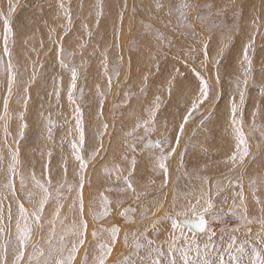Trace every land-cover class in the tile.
Instances as JSON below:
<instances>
[{
  "label": "bare ground",
  "instance_id": "obj_1",
  "mask_svg": "<svg viewBox=\"0 0 264 264\" xmlns=\"http://www.w3.org/2000/svg\"><path fill=\"white\" fill-rule=\"evenodd\" d=\"M64 1L65 2L68 1V3L71 2V0H64ZM107 1L113 4L114 6L113 13H115V17L109 22H100V23L97 22L98 23L97 26L101 27L102 30L100 31L95 30V35L93 36L91 34L88 37V39L90 40L88 41L87 39L85 41V44L87 47L88 45L101 44L103 45L104 50H106L107 48V51L109 50L115 53L114 58H112L111 60V65H109L108 63V68L111 70V74L115 75V67L117 65L119 67V76L115 75L116 78L113 81L114 83L112 84L111 87L106 86L107 89L106 88L104 89L102 87V92L105 95L104 98L98 101V103L100 104H102V102L105 101L103 108L101 109L103 111L104 118H102L101 120L106 119V121L104 122L105 124H107V129H108V133L106 134L107 140L104 139L103 145H101L102 148L101 150H99L100 155L96 159L98 160L102 157L103 158L105 157V160H107L106 164L108 165L107 166L108 171H105L106 174H104L106 176L105 179L106 181L103 180L101 182L102 186H100V183L98 185L99 187H101L100 191L104 189V193H102L103 196H106L110 201L108 205L110 214L99 215L97 218L93 217L94 212L99 214L101 213L100 210L103 209L102 198H100L99 203L92 202L91 195L89 193V187L88 186L86 187V185H84L83 218L88 223L87 238L84 244V246L86 247L85 249L82 248L79 250L78 254L80 261L76 260L75 264H79V263L84 264V257H85L84 254H87L88 264H94V257H96L99 254V244L102 242H111L110 229L113 226L119 227V239L113 243V250L111 252V255L108 257L106 264H120L121 262L122 264L123 263L149 264L147 248L144 247V248L136 249L135 243L138 241L141 244H146L148 239H153L156 240L157 242L164 241L167 238L168 232L170 231V221L165 218L164 215L165 212H170V211L176 212V211H181L184 208H187L189 206V200H191L192 203H195V198L199 197L203 192H207L209 189L211 190V194H212L211 198L215 205L213 211L216 214L217 218L213 220L211 219V214H208V218L210 219V230L204 233H196L197 243H199L201 247L203 246V244L209 243L210 232L211 230H214L215 236L212 237L211 242L212 243L217 242L216 244L217 246L215 245L216 247L214 249H209V259L212 260L213 264H219L218 256L220 253H223L225 260L228 261V264H236V261H232L228 259V255L225 252L227 244L229 243L230 235H234L237 240V245H239L240 243H244L245 241L248 242L245 244V254L241 256L240 264H250V256L252 254L253 246L264 252V234H262L264 233V225H261L258 222L259 220L264 219V0H230L226 4H222L224 0L217 1L216 3L219 6L217 10L214 12L215 15H217V17L215 18L216 23L214 25L215 28L216 25L219 26L214 31L215 32L214 34L215 35L219 34L218 29L224 30L227 27L226 25L227 21L228 22L231 21V23L238 22L240 26H235L236 25L235 23V25L232 26V28H236V29H233L232 33H230L231 32L230 31L229 34L228 35L226 34V37H224L225 35H222L223 31H221L220 33L221 35L216 39V36L213 37L211 36L212 35L211 31L213 30L209 31V28L212 27L207 28V26H203L201 22H199L200 25H197L198 27L195 26L194 28L201 30L200 32L202 33L200 35L202 36V39L206 40V42H204L203 40V42L201 43L200 40L194 41L195 40L194 39L193 50L191 49H190L191 51L185 50L184 55L182 53L185 48L184 45L181 44L182 47L184 46L182 51L181 49H177V47L176 49L163 48L162 46H160L162 49L154 48L153 44L151 43L152 41H154V36L151 34L144 35L140 33L145 27H143L142 23H140V19L138 16L139 13L137 14L133 9L139 10L140 7L143 5L142 6L143 9L140 10L141 14L145 18L149 19L150 14L148 15L147 13L150 12L149 7L154 6L153 4L155 2L157 3L158 0L157 1L154 0L155 1L154 3L153 2L151 3L150 0H135L134 4L131 3L132 0H126V1L107 0ZM172 1L165 0V4H166L165 6H168L170 2L175 4V2ZM10 2H12V0H0L1 12H5V7L10 5ZM47 2H48V7L45 8L44 10L46 15L43 16L44 18L42 20H41L40 11L33 12L32 9H30V7L29 8L26 7L28 9L25 12H22L19 19H17V21L23 24L22 25L18 22L20 25H22L21 27L22 29L19 30L20 32L19 35H17L16 32L15 33L13 32L14 36H12L13 38L10 36L11 40L9 41L8 47L10 50H13L14 46L19 45L21 48V51L19 53L22 54L26 53L25 52L26 50L23 48H27V47L29 51L36 52L37 50H41L38 53H34L35 57L34 54H31L30 52L29 54L31 58L26 56V59H29L28 63L24 59L21 62L22 66L19 69L24 70L26 72L27 78H26V82L20 85L21 87H20L19 95L22 94L23 96L30 92L34 94V98L33 96H29L31 97L30 98L31 103L35 102V100H37V103L39 102L43 103L44 98L40 95L45 93L50 99V103L47 104V107L48 108L50 107L49 109L52 110L51 111L47 110L44 112L43 111L44 109H42L41 113H43V115H41V113L39 112L40 115H38V121L42 116V118H44V120L47 121V123H49L51 126H55V127L59 126L61 128H65L68 123L67 122L63 123L65 122V120L64 118L60 117L63 111H61L60 113L58 105L60 104L62 105L64 101L69 100L68 92L71 87V74L68 73L69 71L66 72V68L68 67L66 68L61 67V65L58 64H60L59 61L61 58L64 59L66 65L69 66L71 64L70 61L72 60V58L76 57L74 51L75 45H73V42H70L72 37L67 39L66 37L67 32L66 34H64V32L67 31L66 29L47 28V26L51 27L54 26L55 24L62 26L64 22L66 23L68 22V19L65 18L66 16L65 17L60 16V19H55L54 15L55 17L59 16L65 10L58 7L55 8L56 2H54V0H47ZM162 2L164 1L162 0ZM51 5H53V8H51ZM124 7L125 8L128 7L126 8L127 12L124 11ZM155 8H156L155 10H157L156 14L158 17L155 18L156 21L155 19L154 21L151 19V22L152 23L154 22V25L156 24L163 26V24L166 23L164 21H167L165 19L163 20V17H167V15L165 14L167 9L165 11L163 10V8L157 9L158 8L157 5L155 6ZM210 8L212 7L210 6ZM204 9L208 10L206 8ZM210 10L211 9H209L208 11ZM132 12H135L137 14L136 16V14L134 13L136 18L135 16L134 17L132 16L133 15ZM194 18L195 17H193L192 15L188 23L192 22L194 24L195 23ZM202 19L204 20L206 19L207 21L206 16L204 18H202L201 16L199 21H201ZM0 23H1L0 25L3 24V18H0ZM229 24L230 23H228V25ZM16 25L17 24L15 23L14 27ZM119 26L122 28H120ZM131 26L135 27L136 32L133 33L132 36H130L132 38H128L129 37L128 30H131L130 28ZM36 27H38L39 29L36 30L35 29ZM81 27L82 26L77 27V29H79L80 31ZM122 30H126L125 37L122 34ZM0 31H3V29L0 28ZM70 31L71 30H69L68 32ZM247 33H250L249 37H246L248 36ZM158 34L160 35V33ZM180 36H182V34ZM253 36L255 37L254 44L253 47L249 50V56L251 58L252 68L250 75L247 77L248 83L245 89V102L244 105L242 106L243 119H244L243 131L247 138L249 154L243 159L242 163L239 160L233 163L230 160V157L236 151L237 141L235 139V134L233 133L232 127L230 125V98L232 96H236L237 101L239 100V93L235 87V82L237 79H243L242 76L243 70L241 68V60L243 55L242 46L244 49L247 46L249 40L252 39ZM19 37L20 39L18 40ZM208 38H211V40L214 41H208ZM127 39L128 40L131 39L134 41L133 43L138 44V45L135 44L134 46L138 48H135V55L133 56L134 53L132 54L133 58L132 57L130 58L128 56L130 55V53L128 52L129 46L127 47L126 45ZM190 39L187 38L185 39L187 45L193 43L192 40ZM162 42L164 43L165 40H163ZM174 42H176L175 39ZM177 42H178L177 44L179 45L180 43L178 40ZM183 42L184 40H182V43ZM209 42L212 43L210 44L211 48H208ZM67 44H68L67 47L68 51L63 56H61L59 47L61 45L64 47ZM158 45H161L160 42ZM204 45H207L208 55H209V60L207 62L206 68L203 67L201 64L203 60L202 47ZM214 46H216V48ZM168 47L171 48L170 46ZM197 47L199 48L197 49ZM239 47L241 48V51H239ZM3 48L4 45L3 46L0 45V54L1 55L4 54V56L2 57L3 58L2 64H4L5 62L4 60H6L5 65L7 66V59L10 57L4 53ZM64 49H66V47H64ZM84 49L85 51H83ZM76 52L79 55L77 57L80 58L82 57V61L86 60V58L90 59L93 56L97 57L98 60L96 61L91 60L90 61L91 63H89V65L86 63L84 65L85 69H88L87 71L89 75H94V74L96 75L98 71L104 70L103 68L104 62H101L99 60V57L100 56L103 57L105 52L99 51L98 52L99 55H98L96 53H93L92 51L88 52L85 46L82 47L80 45H77ZM218 52L221 53V56H220V63L217 66L214 63V57H216V54ZM68 53H71L72 55L68 56ZM150 53H154V58L158 63H156L155 61L156 64L154 63L147 65L148 64L147 62L149 61ZM12 54H14V50L12 51ZM120 57H123V59L122 60L119 59ZM170 58H171V63H167V61H169L168 59ZM141 61L143 64H141ZM92 63L95 65L97 64L96 65L98 66L97 71ZM171 64L172 66L174 65V67L175 66L178 67V69L175 70L174 73H169L167 71L173 68V67L169 68L170 67L169 65ZM140 68L142 69L152 68L151 70H153V73H155L153 74L154 75L153 77H156V74L159 75L161 71H166L165 75L168 76V80L160 79V82L161 80L165 82L163 84L164 86H162L160 89L158 87L159 85L157 86L158 87L157 89L161 91L157 95V97H159L160 99H159V109L156 112L155 116L157 117L158 114L161 115L163 113L164 117H166L165 113H167L168 111L169 116H171V118L174 121H176L177 127L176 125L170 126L172 129H169L170 127L169 128L165 127L163 128V130L165 131L162 132L159 126V120H156L157 124L154 130L152 131L153 133L151 135L148 134L149 136L146 135V137L143 136V140H140V142L136 140L133 143L132 139L135 136L132 137L127 135L128 133L127 129L130 128L128 120L134 118L135 115L139 113H140L139 115H141L142 117L145 116L146 118L147 117L146 115L149 116V108H153L155 106L152 102L149 104L146 102L147 109L145 110L146 112H143V108L145 106L143 107V105L140 102L139 103L142 106L137 104L138 100L144 96L143 94L142 95L140 94L138 96V93H142L138 91L140 89L138 87L139 82L144 83V81L146 80V77L144 78L141 75H139V74H142L143 76L146 75L144 73H140L141 71L139 72ZM217 68L219 70L218 82L216 79ZM180 69H182L184 72H182V70ZM18 72L20 73V71ZM196 72H199L200 75L208 79L210 83V95H209V99L206 100L203 104H201L200 108L193 113L189 121L187 123H184V117L187 115L188 110L190 109L191 104L193 102V99L195 98L196 95H198L199 81H198V77L195 75ZM81 73H84V71L83 72L79 71L80 78L77 79L83 80V77L80 76ZM254 73H256L255 80H253ZM9 74L11 76L10 72ZM95 75L94 77H96ZM98 75L104 77L103 76L104 74L102 72H100ZM150 75L149 73H147V77ZM91 78H93V76ZM160 78H163L161 74H160ZM21 79L23 80V78ZM155 79L156 80L158 79V83H159L158 76ZM254 81H256L257 87L252 86L254 88L250 89L251 83ZM82 83L79 82L78 84L80 85ZM99 83L100 85L101 83L104 84L103 80H101ZM126 83H128L129 86L126 85ZM103 86H105V84ZM129 87H131L130 89L133 90L134 93L133 94L131 93V96L129 95L124 96L125 91ZM78 88L73 92L74 99H76L75 93L81 91V88L79 89ZM169 88L171 89L170 92H169ZM25 89H27V92L25 91ZM95 89H98V87ZM155 92L156 90L152 94L150 93L151 96H154ZM57 93H59V95H57ZM98 94H99L98 92L93 93V96L95 98L94 101L98 100L96 99ZM4 96L6 98L5 94L1 96L0 113L3 111L2 99H4ZM36 96H40V97H36ZM78 97H81L80 93ZM12 98L15 99L14 97ZM17 98L18 97H16V100ZM91 98L92 97L90 96V99ZM16 100H12L11 102L13 101L15 102ZM119 100L120 101L123 100V103H126L127 105L129 104L128 106L123 105V107L120 108L122 109L123 112L120 113L121 117L127 118L125 129L123 128L126 131L123 134L121 133L123 132L121 131L122 130L121 129L120 130L121 132L119 131L120 134L117 133L116 137H114L115 135L114 134L112 135L114 139H109L110 131L112 130L114 131V128L117 127L118 123L121 124L119 121H117V119H116V123H114L115 120L112 118L111 114H110L111 117H109L108 115L109 111L112 110L110 108L111 107L113 108L112 105L116 104ZM55 101H58L60 104ZM184 103H185V110L183 109V111H181L179 109H176V107L179 108L182 107ZM19 105L21 108H25L23 107L25 106L24 102H22V104L16 103L15 109L19 108ZM27 105H28V101L26 103V106ZM54 107L56 108V111H54L53 109ZM95 108L97 107H94V112L95 111L98 112V109L95 110ZM256 110L258 111L259 114L255 116L256 129L253 130L251 127L253 123L252 118H253V113L257 112ZM33 111L34 110H32V112ZM97 112H95V114ZM112 113L114 114V112ZM11 115H13V112H11ZM116 115L117 113L115 114V116ZM199 115H205V116H203L202 119L196 118ZM195 119H197V121L195 122L196 124L193 123ZM38 121H35V119H33V121H30L33 128L35 127V124H37ZM181 124L184 125L182 135H180ZM69 129L70 126L67 127L66 131H68ZM164 132L167 134L171 133L172 135L170 140L169 138H167L169 140L168 142L170 143L165 145V151L169 150V145L171 147H176L175 142L177 136H179V147H176L175 154H173L167 161L166 176L164 175L163 171L157 167V158L160 155V150L156 148L154 143L157 140H161L162 138H165L164 136L166 134L162 135V133ZM73 133H77L75 126L73 127ZM53 134L55 135H47L45 139L48 138L47 140H49V142H51L54 145L51 147H55L56 152L50 153L51 156L49 157V159L50 161H53L51 163L57 164L59 161H64L63 159L71 155L68 153H70L72 150H69L70 142H68L69 140L68 137H70V135L67 136V134L64 131L60 132V130L59 131L55 130ZM159 136H161V138ZM95 137H97L96 133L89 130L88 128L87 129L88 145L93 144V142L92 143L90 142ZM9 138L11 140V137ZM40 141L42 140L40 139ZM146 141L153 142L154 146L145 147L144 145ZM129 145H134V150L130 148ZM57 149H60V152ZM91 149L92 148H90V150ZM53 153L54 154L56 153V157ZM114 154H116L117 156H115ZM73 155L75 156V154ZM69 157L71 158L72 156ZM112 157L115 158V161L118 160L119 158L120 159L119 161L115 162L114 160H112ZM105 160L102 162L99 161L100 163L98 162L97 164L105 166ZM133 160L135 161L134 168L132 164ZM75 161L76 159L74 160V163L77 162ZM23 163L25 170H27L31 166V164L29 163L28 164L25 162ZM71 163L73 164V162ZM93 166L94 164L89 166L90 169L88 170L87 175L85 176V183L87 182V179L89 177V172H92V176H91L92 184L96 180L100 179L98 171H94L93 173ZM123 166L126 169L122 173ZM66 167L67 166H63V163L61 164V166L58 165V168L60 170ZM37 170H39V168H37ZM28 171L29 172L27 173L32 172L33 167H30ZM129 172L132 173L130 179L133 182V188L135 189V191H133L132 189H127L126 191H120L121 188H126V185L124 184L122 178L124 176H128ZM149 174L152 175V180L150 182L141 181L142 185L134 182L136 181V179L138 180L139 178L145 179V176L146 175L149 176ZM42 176L43 174L41 175V180H42ZM118 177L120 178L118 179ZM148 179L150 178L148 177ZM253 180L257 182L255 187L252 184ZM60 181L63 182L59 178L51 179V185L53 186V188L51 189L49 187V190L52 193L53 198L50 199L47 205H45V211L43 213V219L41 221V224H43L44 227L43 230H41V228L33 225L32 238L40 237L42 236V234L45 235L46 232H49V228L51 227V225L48 223V221L54 219L53 213L57 206V203L63 204L64 209H62L61 214H63V212H66L71 215L72 213L71 211H68V208H72L74 207V205H76V207L78 208L77 197L68 195L69 193H71L69 191V187L63 190L60 189L62 195L59 198V200L57 199V197H55L57 185ZM68 182L70 183L73 182V179L70 178ZM149 184L150 186H147ZM241 184L243 186L242 188L240 186ZM150 187H152L151 190H147L146 193L143 192V189H147ZM23 189L25 188H23L22 184L18 183L17 181L12 203L15 205L19 203H23L24 207L29 211V213H31L34 210L32 205L38 204V202H36L34 198L40 200L43 193L42 190H40L39 193L37 194V197H35L33 194L31 199H29V197L24 195L25 193L20 192ZM218 190L220 194L216 195V192ZM239 191H243L244 193L247 215L249 219L253 221L251 224L248 225H245L244 222L239 219L238 214L234 215L231 212V208L233 207L234 200L236 206L240 205L239 198L234 196V194ZM15 193L17 195L16 197H15ZM93 195L98 196L97 193H93ZM257 199H259L260 201L259 203H257ZM31 200H32V205L30 203ZM174 200L176 202V207L175 209H172L171 206ZM7 203L9 204V202ZM203 204L204 201L201 200V205ZM1 205H5V202L4 203L1 202ZM161 205H163V207H160ZM75 214H78V217L80 218L78 209L77 212H75ZM188 215L191 216V213H189ZM8 217L6 216L5 219L6 222L4 221V225H5L4 227L9 229L10 231L14 227H12ZM71 218L75 221H78L77 219H74L73 217H69L68 215H66V219L63 218L60 220V223H62L61 225H59V220L56 221L57 239L61 234L60 232L62 229L70 228L67 224L71 226V223H69L72 222ZM29 222L32 223L31 220ZM232 229H238V231L232 232L231 231ZM248 229H251V231L249 232ZM94 231L99 233V236L96 239H94L92 236V232ZM187 231L188 230L185 229V232ZM188 234L189 236H191V233ZM125 238H127V240ZM70 240H74V237L69 238L68 240L66 239L67 242ZM132 250L134 251V253L128 256L129 252H131ZM11 256H13V254H11ZM125 257H127V259L125 261H122ZM161 264H167L166 252H165V256L161 258Z\"/></svg>",
  "mask_w": 264,
  "mask_h": 264
},
{
  "label": "rangeland",
  "instance_id": "obj_2",
  "mask_svg": "<svg viewBox=\"0 0 264 264\" xmlns=\"http://www.w3.org/2000/svg\"><path fill=\"white\" fill-rule=\"evenodd\" d=\"M25 1H26V3H25ZM29 0H12V2H10V5H8L7 7H8V9H7V7H5V12H1V10H0V18H4V16H6V15H8V13H9V10H10V8L9 7H11V8H14V11H12L11 12V15H10V17H9V19H10V23H12V25H11V27H12V29H13V32L15 33L16 32V34L17 35H19V30H21L22 28V23H20L19 21H17V19H19V17H20V15H21V13L22 12H25L29 7H30V9H32V11L33 12H36V11H40V15H41V20L44 18L43 16H45L46 15V13H45V8H47L48 7V2H47V0H30L29 2H28ZM126 1V0H125ZM151 1V3L153 2H155L154 0L152 1V0H150ZM157 1V0H156ZM164 2H162V0H158L157 1V3L155 4H153L154 6H150L149 8V11L150 12H147L148 13V15L150 16L149 17V19L148 18H145L142 14H141V11L140 10H142L143 9V5L140 7V9L139 10H135V9H133L137 14H138V16H139V19H140V23H142V26L143 27H145V28H143V30L140 32V33H142V34H144V35H149V34H151V35H153L154 36V41H152L151 43L153 44V46H154V48H161L160 46H162L163 48H168V49H176V47H177V49H181V51L183 50V48H184V46H185V48H184V50H183V55L185 54V50L186 51H189L190 49L191 50H193V48H194V41H197V40H200V42L202 43L203 42V40H204V42H206V40L205 39H202V36L200 35L202 32H200L201 30H199V29H197V28H194L195 26H197V25H200V23L199 22H201V24L203 25V26H207V28H209V27H212V28H209V31H211V30H213V31H211V33H212V37L213 36H216V39L221 35L220 33H221V31H223V34L222 35H225L224 37H226V34L228 35L229 34V32L230 33H232L233 32V29H236V28H232V26H234L235 25V23H236V25L235 26H240L239 25V23L238 22H232L231 23V21H227L226 22V25H227V27L224 29V30H220V29H218V32H219V34L218 35H215L214 33V31L217 29V27L219 26V25H216V28H215V23H216V21H215V18L217 17V15H215V11L217 10V8H218V4L216 3L217 1H219V0H187V3L190 5V7L188 8V9H183L182 8V6H181V0H171L172 2H175V4H173V3H169L168 4V6H165L166 4H165V0H163ZM167 1H169V0H167ZM178 1V2H177ZM197 1V2H196ZM208 1V2H207ZM230 0H224L223 1V3L222 4H226V3H228ZM46 2V3H45ZM54 2H56V4H55V8L56 7H58V8H60V4L61 3H63L64 4V10L65 9H68V10H70V13H71V23H69V22H64V24L62 25V26H59V25H57V24H55L54 26H47V28H49V29H52V28H64V29H66L67 31H65L64 32V34H66V32H67V34H66V37H67V39H69V38H71L72 37V39L70 40V42H73V45H75V47H74V51H75V56L76 57H73L72 58V60L70 61V67L68 66V68H66V72H68V73H70L71 74V71H70V69L71 68H73V67H75L76 68V70H77V78H80L79 77V71L81 72H83L84 71V73H81L80 74V76L81 77H83V80H80V79H77L78 80V82H77V88L79 87V88H81V91L80 92H76L75 94H76V99H74L73 98V100L72 101H70V100H67V101H64L63 103H62V105H64V106H62L58 101H55V102H57V103H59L60 105H58V108H59V111H60V113H61V111H63V113L60 115V117L61 118H64V120H65V122H63V123H68V124H70V125H68L67 124V126L65 127V128H61V127H55V126H51L49 123H47V121H45L44 120V118H42V116H41V118L39 119V121H38V115H40L39 114V112L41 113L42 112V109H44L43 111L45 112V111H51L48 107H47V104L48 103H50V99L48 98V96L45 94V93H43L42 95H40V96H42L43 98H44V102L43 103H37V100H35V102H30V98L31 97H29V96H33V98H34V94H32V93H28V94H25V95H23L22 96V94L21 95H19V92H20V85H22L24 82H26V78H27V74H26V72L24 71V70H20L19 68L22 66V61H23V59L28 63L29 62V59H26V56H28L29 58H31V56H30V52H31V54H34V53H38L39 51H41V50H37L36 52H34V51H29V49H28V47L27 48H23V49H25L26 51V53L25 54H22V53H19L20 51H21V48H20V46L19 45H17V46H14L13 47V50H14V54H12L11 55V59L10 58H8L9 60H11V63L13 64V69L12 70H8V68H7V66L5 65V62H6V60H4L5 62H4V64H2V62H3V58H2V61H0V64H2V65H0V102H1V96H3L4 94L6 95V98H5V96H4V99H2V108H3V111L0 113V117H4V102H5V100L7 99L8 100V113H7V119H0V157H2V159H0V205H1V202H5V205H2V208H3V215L5 216H3L4 218H3V221H2V226L4 227L5 225H4V221L6 222V216L8 217L9 216V208H10V210H11V225H12V227H14V228H12L10 231H9V229H7L6 227H4L5 228V231H6V233H9L12 237H14L15 236V232H16V229H15V223H16V220L19 218V211H18V204L17 205H15V204H13L12 203V199H13V196H14V194H13V191L11 190V189H9V188H7V187H5V185L9 182V180L11 179L13 182H14V190L16 189V182L18 181V183H21L20 182V178H21V175L25 178V184L24 185H22L23 186V188H25V189H23V190H21L20 192L21 193H25L24 195L25 196H27L28 197V193L29 192H31V193H33L34 194V196L35 197H37V194L39 193V191H40V189H38L36 186H35V184H34V181L32 180V174L34 173L35 175H36V177H37V179H41V175L43 174V176H42V180H46L47 179V177L50 175V177H51V179H55V178H59V179H61L63 182L64 181H66L67 183L65 184V187L64 188H61V190H63V189H66V188H68V185H72L73 187H72V189L71 190H69L71 193H69L68 195H72L73 197H77V190H78V185H79V174H80V168H79V161H75L76 163H74V160H75V156L73 155L74 154V151H73V149H72V143L75 141V142H78L79 141V129H78V127H77V118L79 117V121H80V124L82 125V128H83V131H84V134H85V143H84V145L82 146V150H81V152H82V155L85 157V159L88 161V166H87V168H86V170H84V175L86 176L87 175V172H88V170L90 169L89 168V166L90 165H93L94 164V166H93V173H94V171H98V173H99V176H100V179H98V180H96L93 184L91 183V176H92V172H89V177H88V179H87V182L84 184V185H86V187L88 186L89 187V193H90V195H91V201L92 202H96V203H99V201H100V194H102V193H104V189H102L101 191H100V188L101 187H99V183H100V186H102V181L104 180V181H106L105 179H106V176L104 175V174H106V172H105V169H107V160H105V157L103 158H100V159H98V160H96L98 157H99V153H100V151L99 150H101V145H103V141H104V139H106L107 140V136H106V134L108 133V129L106 128V130H105V128H104V125H105V122L104 121H106V119H103V120H101L102 118H104L103 117V111L101 110L102 108H103V105H104V103H105V101H103L102 102V104H100V103H98V101H100V99H102V97H101V93H103L102 92V87L105 89H107V87L106 86H109V80H108V77L109 76H111V78L113 79H111V85H110V87L112 86V84L114 83L113 81L115 80V78H116V76L114 75V74H111V70L108 68V73H107V75L105 74V71L104 70H101V71H98L97 72V74L95 75L96 77H97V80H96V77H94V75H89L88 74V69H85V67H84V65H85V63L86 64H88L89 65V63H91L90 61L91 60H94V61H96V60H98L97 59V57H92V58H90V59H88V58H86V60H83L82 61V57L80 58V57H77V56H79L78 55V53L76 52V47H77V45H80V46H82V47H86V49L88 50V52H93V53H96V54H98V52L100 51V52H105V54H104V56L102 57V56H100L99 57V60L101 61V62H104V60H105V56L107 57V63H109V65H111V60H112V58H114V56H115V53H113V51H107V48H106V50H104L103 49V45H101V44H93V45H88V47L86 46V44H85V41L88 39V37L90 36L89 35V33H91L93 36L95 35V30H102V28L101 27H99V26H97L98 25V23L97 22H109L110 20H112L114 17H115V13H113L114 11V6H113V4L111 3V2H109V1H107V0H71V2H69L68 3V1L67 2H65L64 0H54ZM131 2V1H130ZM134 2H135V0H132V4H134ZM196 2V3H195ZM17 3V4H16ZM22 3H25V4H22ZM207 3H209V4H207ZM211 3V4H210ZM216 3V4H215ZM21 6H20V5ZM157 4H162L163 5V10L165 11L166 9H167V11L165 12V14L167 15V17H163V20L165 19V20H167V21H164V22H166V23H164L163 24V26H161V25H154V22L152 23L151 22V19L154 21V19L155 18H157L158 16H157V14H156V11L157 10H155L156 8H155V6L157 5ZM173 4V5H172ZM215 4V5H214ZM204 7V8H206V9H211L210 11H208V10H205L202 6ZM207 5H208V7H207ZM102 6V7H101ZM194 6H195V8H194ZM197 6V7H196ZM210 6L212 7V8H210ZM223 6V5H222ZM22 9H24V10H22ZM24 7V8H23ZM26 7H28V8H26ZM152 7V8H151ZM167 7V8H166ZM0 8H1V4H0ZM17 8V9H16ZM51 8H53V5H51ZM126 8H128V7H126ZM126 8L124 7V11H126L127 12V10H126ZM135 8V7H134ZM62 9V8H61ZM157 9H159V8H157ZM179 9V10H178ZM191 9V10H190ZM203 9V10H202ZM50 10V9H49ZM187 10V11H186ZM206 12H205V11ZM214 10V11H213ZM17 11V12H16ZM140 11V12H139ZM181 11H183V12H186V17L185 16H182L181 15ZM194 11V12H193ZM213 11V12H212ZM7 12V13H6ZM135 12H132V16L134 17L135 16ZM168 12V13H167ZM191 12V13H190ZM209 12V13H208ZM20 13V14H19ZM65 11L64 12H62V14L61 15H59V16H56L55 17V15H54V18L55 19H60V16H63V17H65ZM98 13H101V14H99L98 15ZM135 13V14H134ZM171 13V14H170ZM190 13V14H189ZM17 14H18V17H17ZM137 14H136V16H137ZM51 15H52V13H51ZM140 15H141V17H140ZM193 15V17H195L194 18V21H195V23L193 24L192 22H190V23H188L189 21H190V18H191V16ZM136 16H135V18H136ZM188 16V17H187ZM201 16H202V18H204L205 16L207 17V21H206V19L204 20V19H202L201 21H199L200 20V18H201ZM144 17V18H143ZM152 17V18H151ZM173 19H172V18ZM199 17V18H198ZM65 18H67L68 19V17H65ZM169 18V19H168ZM14 19V20H13ZM12 20V21H11ZM98 20H101V21H98ZM142 20V21H141ZM174 20V21H173ZM237 20V19H236ZM16 21V22H15ZM155 21H156V19H155ZM205 23H203V22ZM239 21V20H238ZM17 24L16 26H18V27H14V25H15V23ZM20 24H22V25H20ZM172 22V23H171ZM197 22H198V24H197ZM220 22V21H219ZM97 23V24H96ZM171 23V24H170ZM174 23V24H173ZM228 23H230L229 25H228ZM234 23V24H233ZM1 24V23H0ZM104 24V23H103ZM154 26H153V25ZM209 24V25H208ZM221 24V23H220ZM167 25V26H166ZM172 25V26H171ZM192 25V26H191ZM231 25V26H230ZM80 26H82L81 28H80V31H79V29H77V27H80ZM85 26H87V27H85ZM95 26H96V28H95ZM116 26V25H115ZM136 26V25H135ZM155 26H156V28H155ZM169 26V27H168ZM98 27V28H97ZM120 27V26H119ZM133 26H131L130 28H131V30H128V38H132V37H130V36H132V34L133 33H135L136 32V30H135V27H133ZM154 27V28H153ZM160 27V28H159ZM198 27V26H197ZM0 28L1 29H3V31H0V36L2 37H0V45H2L3 46V36H4V27H3V24L2 25H0ZM16 28H17V30H16ZM120 28H122V27H120ZM36 30H38L39 28L38 27H36L35 28ZM167 31H166V30ZM170 29H171V31H170ZM229 29H231V30H229ZM34 30V29H33ZM69 30H71L70 32H68ZM159 30V31H158ZM125 31L126 30H122V34H123V36L125 37ZM134 31V32H133ZM225 31V32H224ZM18 32V33H17ZM80 32V33H79ZM144 32H146V33H144ZM173 32V33H172ZM199 32V33H198ZM247 32V31H246ZM69 33V34H68ZM72 33V34H71ZM84 33V34H83ZM153 33V34H152ZM158 33H160V35L158 34ZM182 34V36H180L181 34ZM210 33V32H209ZM210 33V34H211ZM2 34V35H1ZM117 34V33H116ZM130 34V35H129ZM170 34H171V36H170ZM250 33H247V35L248 36H246V37H249L250 35H249ZM164 35V36H163ZM175 35V36H174ZM12 36H14V35H12ZM11 36V37H12ZM11 37H9V41L11 40ZM21 37V36H20ZM20 37L18 38V40L20 39ZM141 37V36H140ZM161 37H163V39L161 38ZM199 37V38H198ZM210 37V36H209ZM13 38V37H12ZM94 38V37H93ZM120 38H121V36H120ZM157 38V39H156ZM170 38V39H169ZM175 39V41L176 42H174V39ZM190 39V38H193V39H190V40H192V44H190V45H187L186 44V41H185V39ZM195 39V40H194ZM66 40V39H65ZM90 39H88V41H89ZM157 40H158V42H157ZM163 40H165V42L163 43L162 41ZM177 40L179 41V45L177 44L178 42H177ZM182 40H184V42L182 43ZM194 40V41H193ZM130 41V42H129ZM208 41H214V40H211V38H208ZM82 42V43H81ZM134 41L133 40H128L127 39V42H126V45H127V47H128V52L130 53V55H128L130 58L132 57V54H133V56L135 55V48H138V47H134L135 46V44H137V43H133ZM156 44H155V43ZM159 42H160V44L161 45H158L159 44ZM173 42V43H172ZM28 43H30V42H28ZM176 43V44H175ZM150 44V43H149ZM171 44H172V46H171ZM184 45L183 47H182V45ZM210 44H212V43H210L209 42V47L208 48H211V46H210ZM125 45V44H124ZM131 45V46H130ZM138 45V44H137ZM151 45V44H150ZM158 45V46H157ZM176 45V46H175ZM187 45V46H186ZM152 46V45H151ZM168 46H170L171 48H169ZM175 46V47H174ZM181 46V47H180ZM191 46V47H190ZM64 47H66V49H64ZM63 47V49H64V54L68 51V49H67V47H68V44L66 45V46H64ZM173 47V48H172ZM215 48H216V46H214ZM187 48V49H186ZM199 47H197V49H198ZM214 48V49H215ZM59 49H60V47H59ZM162 49V48H161ZM13 50H10L11 51V53H12V51ZM190 50V51H191ZM242 50H244L243 49V46H242ZM83 51H85V49L83 50ZM239 51H241V48L239 47ZM63 54V55H64ZM151 54V55H150ZM149 54V61L146 63L147 65H149V64H154L155 63V61H156V59L154 58V53H150ZM153 54V55H152ZM99 55V54H98ZM164 55V54H163ZM260 55V54H259ZM4 56V54L3 55H1L0 54V57H3ZM144 56V55H143ZM151 56H153V57H151ZM22 57V58H21ZM34 57H35V54H34ZM91 57V56H90ZM133 58V57H132ZM7 59V64H8V62H9V60ZM108 60H109V62H108ZM169 61H167V63H171V58L170 59H168ZM153 62V63H152ZM114 63V62H113ZM112 63V64H113ZM156 63H158L157 61H156ZM155 63V64H156ZM77 64V65H76ZM93 64V63H92ZM141 64H143L142 63V61H141ZM58 65H60V64H58ZM97 65V64H96ZM95 64H93V66L95 67V69H96V71H97V67L98 66H96ZM79 66H81L82 67V69H84V70H82L81 69V67H78ZM115 66V65H114ZM170 67L169 68H171V67H173L172 69H169V70H167L169 73H174V71L175 70H177L178 69V67H174V65L172 66V64L171 65H169ZM16 68V69H15ZM104 68V67H103ZM176 68V69H175ZM260 68H262V67H260ZM68 69V70H67ZM141 69V70H140ZM139 69V72L140 73H144V74H146V75H142V74H139V75H141L142 77H146V82L144 81V83L143 82H139V92H142V93H138V96L141 94H143L144 96L141 98V99H139L138 100V105H140V106H142L143 105V107L145 108H143V112H146L145 110L147 109L146 107H147V104H146V102L149 104V103H153L154 105L156 104V101H155V99L157 98V95H158V93L161 91H159V89L162 87V86H164L163 84L165 83L163 80H161V82H163V83H161L160 82V79H166V80H168V76L167 75H165V73H166V71H161V75H162V77L163 78H160V74L158 75V74H156V77L158 76V78H159V83H158V79L156 80L155 78L156 77H153L154 75L153 74H155V73H153V70H151L152 68H140ZM145 69V70H144ZM100 70V69H99ZM180 70H182V69H180ZM18 71H20V73L18 72ZM151 71V72H150ZM170 71H172V72H170ZM9 72L12 74L13 72L15 73V77H16V79H15V83L13 84V86H12V96L9 98L8 97V87H9V80H10V74H9ZM100 72H102L104 75V77H102V76H100V75H98ZM182 72H184L183 70H182ZM147 73H149V75H150V73H151V75L150 76H148L147 77ZM255 74L256 73H254L253 74V80H255L256 79V77H255ZM23 77H22V76ZM21 76V77H20ZM93 76V78H91ZM151 77V78H150ZM166 77V78H165ZM172 77V76H171ZM170 77V78H171ZM21 78H23V80L21 79ZM68 79V78H67ZM100 79V80H99ZM101 80H103V83L105 84V86H103L104 84H102L101 83V85H100V81ZM105 80V81H104ZM148 80V81H147ZM152 80H153V82H152ZM20 81H21V83H20ZM79 82H83L82 84H78ZM96 82V83H95ZM133 82V81H132ZM125 83V82H124ZM95 84V85H94ZM95 87H94V86ZM100 87H99V86ZM126 85H128L129 86V84L128 83H126ZM145 85V86H144ZM159 85V86H158ZM256 85V86H255ZM262 85V84H261ZM93 86V87H92ZM131 86V85H130ZM159 87V89H157L158 87ZM252 86H254V87H257V83H256V81H254V82H252L251 83V87H250V89L251 88H254V87H252ZM2 87V88H1ZM98 87V89H95V88H97ZM77 88H76V90H77ZM78 88V89H79ZM131 87H129L126 91H125V93H124V96H131V93L133 94L134 93V91L133 90H131L130 89ZM145 88V89H144ZM147 88V89H146ZM150 88V89H149ZM82 89H83V91H82ZM85 89V90H84ZM143 89V90H142ZM144 90H146V91H144ZM148 90V91H147ZM156 90V92H155V94H154V96H151V94L154 92ZM85 91V92H84ZM151 91V92H150ZM82 92V93H81ZM94 92H98L99 94L97 95V98L96 99H98V100H96V101H94V96H93V93ZM79 93L81 94V97H78V95H79ZM105 93H106V91H105ZM151 93V94H150ZM19 95V96H18ZM104 95L105 94H103V98H104ZM25 96V97H24ZM40 96H36V97H40ZM90 96L92 97L91 99H90ZM12 97H14L15 99H13ZM16 97H18L17 98V100H16ZM83 97V98H82ZM106 97H107V95H106ZM186 97V96H185ZM27 98V101H28V105L26 106L25 105V99ZM148 98H149V100H148ZM180 98H181V96H180ZM248 98V97H247ZM16 100L15 102L13 101V102H11L12 100ZM144 100V101H143ZM149 101V102H148ZM22 102H24V105L25 106H23V107H25V108H21L20 107V105H19V108H17V109H15L16 108V103H20V104H22ZM69 102V103H68ZM95 102H97V103H95ZM142 104H140V103ZM145 102V103H144ZM72 103V104H71ZM38 104H39V106H38ZM69 104V105H68ZM97 104H99V105H97ZM82 105V106H81ZM96 105V106H95ZM123 105L125 106H128L126 103H123V100H119L116 104H113L112 106H113V108L111 107L110 109H112V110H110L109 111V117H111L112 116V118L115 120V122L114 123H116V119H117V121H119L121 124H117V127L116 128H114V131L112 130V131H110V137H109V139H114V137H116V134L117 133H119L120 134V132L121 131H123V132H121V133H123L124 134V132L126 131V130H124L125 129V126H126V122H127V118L126 117H124V118H122L121 117V114L120 113H123L122 112V109H120L121 107H123ZM60 106V107H59ZM118 106V107H117ZM65 107V108H64ZM94 107H97V108H95V110H97L98 109V112L97 111H95V112H97L96 114H95V112H94ZM33 108H36V109H33ZM77 108H79L80 109V111L79 112H77L76 111V109ZM117 108V109H116ZM54 109V111H56V108L54 107L53 108ZM150 109V108H149ZM162 109V108H161ZM176 109H179V110H181V111H183V109L185 110V103L183 104V106L182 107H176ZM16 110V111H15ZM32 110H34L33 112H32ZM40 110V111H39ZM65 110V111H64ZM15 111V112H14ZM93 111V112H92ZM107 111V110H106ZM166 111H167V109H166ZM257 111V110H256ZM11 112H13V115H11ZM112 112H114V114L112 113ZM23 114V120H21L20 118H19V116H20V114ZM117 113V115L115 116V114ZM169 113H170V111H169ZM172 113V112H171ZM110 114H111V116H110ZM140 114V113H139ZM139 114H136L135 115V117L134 118H131V119H129L128 121H129V129H127V132L129 133V132H132L133 131V129H135V131H134V133H133V135H131L132 137L133 136H135V137H133V139H132V142L134 143V141H138V142H140V140H143V136L144 137H146V135H151L153 132H147L146 130H145V128H143V127H139V129L136 127L137 126V124L138 123H140L141 121H145V120H148L149 119V116L148 115H146L147 117L145 118V116L144 117H142L141 115H139ZM166 115V117H164V115H163V113L160 115V114H158L157 115V117L155 116V124H154V128L156 127V124H157V122H156V120H159V126H160V130L163 132V131H165V130H163V128H169L170 126H175L177 123H176V121H174L172 118H171V116H169V114H168V111H167V113H165ZM168 114V115H167ZM254 114V113H253ZM25 115H26V117H25ZM41 115H43V113H41ZM10 116H12V117H10ZM36 116V117H35ZM141 116V117H140ZM203 116H205V115H199L198 117H196V118H198V119H202L203 118ZM165 119H164V118ZM169 117V118H168ZM11 118V119H10ZM158 118V119H157ZM33 119H35V121H38L37 122V124H35V127L33 128V126L31 125V123H30V121H33ZM122 119V120H121ZM133 119V120H132ZM165 121H164V120ZM178 119V118H177ZM253 119V118H252ZM74 120V121H73ZM179 120V119H178ZM134 121V122H133ZM167 121V122H166ZM197 121V119H195V121H193V123H195ZM203 121H205V120H203ZM171 122H174V123H171ZM164 123H165V125H164ZM250 123V122H249ZM24 124H26L27 126L26 127H22V125H24ZM47 124V125H46ZM73 124V125H72ZM172 124V125H171ZM196 124V123H195ZM163 125V126H162ZM68 126H70V129L68 130V131H66V129H67V127ZM75 126V129H76V132L77 133H73V127ZM162 126V127H161ZM54 127H55V129H54ZM63 127V126H62ZM176 127H177V125H176ZM5 128L7 129V132H5ZM89 128V130H91V131H93V132H95L96 133V135H97V137H95V138H93V140H91V142L90 143H92L93 142V144H91V145H88V139H87V129ZM124 128V129H123ZM142 128H143V130H142ZM17 129V130H16ZM39 129V130H38ZM53 129H54V131H53ZM122 129V130H121ZM169 129H172L171 127L169 128ZM48 130V131H47ZM55 130L56 131H59L60 130V132L61 131H64L66 134H67V136H69L70 135V137H68L69 138V140H68V142H70L69 143V150H72L70 153H68V154H71V155H69V156H72L71 158L69 157V156H67V158H65V159H63L64 161H59L57 164L55 163V164H53V163H51V162H53V161H50V159H49V153H52V152H56L55 151V147H51V146H54L51 142H49V140H47L48 138H46L45 139V137H47V135H55V134H53L54 132H55ZM121 130V131H120ZM15 131H17V132H15ZM21 131H22V135H21ZM120 131V132H119ZM141 133H140V132ZM7 133V134H6ZM8 133H9V136H8ZM39 133V134H38ZM50 133V134H49ZM137 133V134H136ZM74 134V135H73ZM77 134V135H76ZM115 134V135H114ZM166 134V135H165ZM12 135V136H11ZM73 135V136H72ZM112 135H114V137H112ZM148 135V136H149ZM162 135H165L164 137L167 139V138H169V140H170V138H171V133H162ZM9 137H11V140H10V138ZM160 138H161V136H159ZM163 137V136H162ZM142 138V139H141ZM40 139L42 140V141H40ZM163 139V138H162ZM168 139H167V141H169ZM38 141V142H37ZM9 142H10V144H9ZM38 143H40V144H38ZM170 143V142H169ZM183 143H184V141H183ZM14 146V147H13ZM22 146V147H21ZM19 147V148H18ZM36 147V148H35ZM18 148V149H17ZM22 148V149H21ZM38 148V149H37ZM90 148H92L91 150H90ZM41 149V150H40ZM59 152H60V149H57ZM99 151V152H98ZM13 152H15V153H17V155H18V163H17V166H16V174H15V176L13 177L12 176V174H11V172L9 171V166H10V164L12 163V159H11V157H12V153ZM93 153H95V156H96V158L94 157V159H93ZM54 154V153H53ZM107 154V153H106ZM55 155V157H56V153L54 154ZM115 156H117L116 154H114ZM25 156V157H24ZM30 156V157H29ZM51 156V155H50ZM74 156V157H73ZM9 157H10V159H9ZM120 159V158H119ZM119 159L118 160H116L115 161V158L114 157H112V160H114L115 162H117V161H119ZM21 162H20V161ZM105 160V166L104 165H98L97 163L100 161V162H102V161H104ZM2 161V162H1ZM113 161V162H114ZM23 162H25V163H29V164H31V166L30 167H33V171L32 172H30V173H27V172H29L28 171V169L30 168H28L27 170H25V168H24V163ZM69 162V163H68ZM71 162H73V164L71 163ZM99 162V163H100ZM63 163V166H67L66 168H63L62 170H60L59 168H58V165H60L61 166V164ZM90 163V164H89ZM18 164H19V166H18ZM70 164H72V165H70ZM69 165V166H68ZM5 168V169H4ZM37 168H39V170H37ZM46 168H47V171H46ZM43 171H42V170ZM76 169V170H75ZM125 167L123 166V168H122V173L125 171ZM65 170V171H64ZM155 170H156V168H155ZM69 171V172H68ZM73 172V173H72ZM67 173V174H66ZM69 173V174H68ZM72 174V175H71ZM180 174H182V173H180ZM179 174V175H180ZM64 175V176H63ZM77 175V176H76ZM17 176V177H16ZM19 176V177H18ZM148 177L150 178V179H148ZM70 178H72L73 179V182H68V180L70 179ZM66 179V180H65ZM140 179V180H139ZM138 180L136 179V181H134V182H136L137 184H140V185H142V183H141V181L143 182V181H147V182H150L151 180H152V175H150L149 174V176L148 175H146L145 176V179H142V178H139ZM60 183H62L61 181L58 183V185L60 184ZM151 184V183H150ZM150 184L149 185H147V186H150ZM57 185V186H58ZM4 186V187H3ZM35 186V187H34ZM51 189L53 188V186L51 185V186H49ZM151 188L152 187H150V188H147V189H143V192H145L146 193V191L147 190H151ZM100 191V192H99ZM93 193H97L98 194V196H94L93 195ZM6 196H5V195ZM53 195H54V193H53ZM83 195H84V189H83ZM17 195H16V193H15V197H16ZM55 197H56V195H55ZM53 198V197H52ZM35 200H36V202H38L39 200L38 199H36V198H34ZM17 201V200H16ZM15 201V202H16ZM50 201V200H49ZM7 202H9V204L7 203ZM30 203H31V205H32V200L30 201ZM20 204V203H19ZM12 206H14V207H12ZM37 206V204H33L32 205V207H33V209L35 208ZM15 209H17V210H15ZM62 209H64V208H62ZM62 209H61V212H62ZM77 207L75 206V207H72V208H68V211H71V215L70 214H68V213H66V212H63V214H61V219H63L64 217H66V215H68L69 217H73L74 219H77L78 221H75V220H73L72 218H71V220H72V222H69V223H71V226H72V224H73V222L75 221V222H77V223H79V220H80V218L78 217V214H75V212H77ZM130 209H133V208H130ZM103 210V209H102ZM102 210H100V212L102 213ZM64 213H65V215H64ZM75 216H77V217H75ZM60 219V220H61ZM84 219V218H83ZM60 220H59V225H61L62 223H60ZM30 223V222H29ZM69 227H71L69 224H67ZM66 229H62L61 230V234L65 231ZM49 232H46L45 233V235H43L42 234V236H40V237H33L32 238V242L33 243H35V242H40V244L43 246V247H45L47 244H46V240H47V238H48V234ZM93 233V232H92ZM39 235H40V232H39ZM68 236V237H67ZM66 236V239L68 240L69 238H73L71 235H67ZM74 239H75V237H74ZM70 241H72V240H70ZM3 242V238H0V243H2ZM57 242V240L56 239H54L53 240V244H55ZM67 242V241H66ZM45 243V244H44ZM215 245L217 244V242H215L214 243ZM217 246V245H216ZM85 247L86 246H84L83 245V247H81L80 249H82V248H84L85 249ZM47 248V246L45 247V249ZM31 251H32V248H31V246H29V248L27 249V253H31ZM27 253H26V257H25V259L27 260ZM132 253H134V251L132 250L131 252H129V254H128V256L129 255H131ZM11 254H12V251H11V248H9V252H8V257H7V259H8V261H9V264H12L11 262V260H13V256H11ZM84 256H85V254H84ZM12 258V259H11ZM83 258V257H82ZM127 259V257H125L122 261H125ZM76 260H78V261H80L79 260V254H77V256H76V259H75V261ZM75 261H74V264H75ZM83 261V260H82ZM80 264V263H79ZM120 264H122V262L120 263ZM124 264V263H123Z\"/></svg>",
  "mask_w": 264,
  "mask_h": 264
},
{
  "label": "snow or ice",
  "instance_id": "obj_3",
  "mask_svg": "<svg viewBox=\"0 0 264 264\" xmlns=\"http://www.w3.org/2000/svg\"><path fill=\"white\" fill-rule=\"evenodd\" d=\"M181 6L183 9H188L190 5L187 3V0H181ZM102 7V6H101ZM158 8H162V4H157ZM60 8L64 9V4H60ZM14 8H10L8 15L3 18L4 25V36H3V51L9 57H11L12 53L8 47L9 37L14 35L13 29L10 23V15ZM179 10V9H178ZM65 16L68 17V22L71 23V13L70 10L65 9ZM101 13H98V15ZM181 15L186 17V12L181 11ZM87 27V26H85ZM91 35V33H89ZM162 38V37H161ZM255 37L249 40L247 46L243 50L242 60H241V68H242V76L243 79H237L235 82V87L239 93V100L237 101L236 96H232L230 98V125L232 127L233 133L235 134L236 143V151L230 157V160L235 163L238 160L242 163L243 159L249 154V148L247 143L246 135L243 131L244 119L242 106L245 102V89L247 87V77L251 73L252 62L249 56V50L253 47ZM203 51V60L201 62L202 66L206 68L207 62L209 60L208 48L207 45L202 47ZM61 56L64 54L63 46H60ZM71 53H68V56H71ZM221 53H217L216 57H214V63L218 66L220 63ZM119 59H123L120 57ZM0 61H2V57H0ZM61 67H68L65 64L64 59L61 58L59 61ZM13 64L11 60H9L7 64L8 70L13 69ZM71 71V87L68 92V99L70 101L73 100V92L77 88V70L75 67L70 69ZM104 71L107 75L108 73V63L107 57L105 56L104 60ZM194 71V70H193ZM115 75L119 76V67L118 65L115 67ZM195 75L198 77L199 88L198 95L195 96L193 102L191 104L190 109L188 110L187 115L184 117V123H187L194 112H196L200 105L203 104L206 100L209 99L210 95V83L208 79L204 76L200 75L199 72H196ZM15 73L11 74L9 80L8 87V97L12 96V86L15 83ZM111 76L108 77L109 86L111 85ZM217 82L219 81V70L217 68L216 75ZM27 92V89H25ZM171 89L169 88V92ZM59 95V93H57ZM103 98V93L100 94ZM159 97L156 98V104L153 108L149 109V119L145 121H141L137 124V128L143 127L147 132H152L154 130L155 124V115L159 109ZM27 103V98L25 99V105ZM77 112L80 111L79 108L76 109ZM8 113V100L6 99L4 102V117H0V119H7ZM258 111L253 114V123L251 125L252 129H256L255 124V116L258 115ZM19 118L23 120V114L21 113ZM24 124L22 127H26ZM77 127L79 129V141L72 143V149L74 150L75 159L79 161V185L77 190V200H78V212L80 215L79 223L73 222L72 226L69 229H66L62 234L59 235L57 239L56 232V221L61 219V209L63 208L62 203H57V206L54 210L53 216L54 219L49 220L48 223L51 225L49 228L48 238L46 240L47 249L43 247L40 242H32L33 235V225L41 228L43 230L44 225L41 224L43 219V213L45 211V205L48 204L49 200L52 199V193L49 190V186L51 185V177L50 175L46 180L37 179L36 175L32 174V180L34 181L35 186L42 190V197L38 201L37 206L34 210L29 213V211L24 207L23 203L18 204L19 218L15 223V236L12 237L9 233H6L5 228L2 226L3 221V208L0 205V238H3V242L0 243V264H8V252L9 248H11L13 254L12 264H74L77 254L83 245L85 244L87 238V228L88 223L85 219H83V210H84V201H83V188L85 184V175L84 170L88 166V161L81 154L82 146L85 143V134L80 124L79 117L77 118ZM184 125H180V135L183 134ZM104 128H107V124L104 125ZM135 129L132 132L127 133V135H133ZM5 132L7 129L5 128ZM21 131V135H22ZM157 149L160 150V155L157 158V167L163 171L164 175H167V161L168 159L175 154L176 147H179V136L176 139V147H171L169 145V150L165 151V145L169 144L166 138L161 140H157L154 142ZM130 148L134 150V145H129ZM49 153V157H50ZM95 157V153H93V158ZM2 159V157H0ZM12 163L9 166V171L14 177L16 174V165L18 163V155L17 153H12ZM133 168L135 165V161H132ZM47 171V168H46ZM108 171V169H105ZM132 173L129 172L128 176H124L123 182L126 185V188H121L120 191H126L127 189L133 188V182L130 179ZM120 177H118L119 179ZM20 182L22 185L25 184V178L21 175ZM67 182L64 181L57 186L56 189V197L59 200L61 197L60 189L65 187ZM239 183V181H238ZM256 181L253 180L252 184L255 187ZM243 187L242 184L240 185ZM5 187L11 189L14 194V182L10 179L9 182L5 185ZM69 190L72 189V185H68ZM219 190L216 192V195H219ZM33 193L29 192L28 197L31 199ZM235 197L239 198L240 205L236 206L235 200L233 201V207L231 208V212L236 215H239V219L244 222L245 225L251 224L253 221L249 219L247 215V208L245 206V197L243 191H239L234 194ZM211 190L209 189L207 192H203L199 197L195 198V203H192L189 200V206L184 208L181 211L176 212H165V218L170 221V231L167 234V238L164 241L157 242L153 239H148L146 244H141L140 242L135 243V248L140 249L146 247L148 250V260L149 264H161V258L165 256V252L167 253V264H213L212 260L209 259V249H214L216 246L212 243V237L215 236V231L211 230L209 235V243L201 245L196 241V233H204L210 230V219L208 218V214H211V219H216L217 216L214 213L215 205L212 201ZM102 203H103V212L102 213H93V217L97 218L99 215H108L109 208L108 205L110 201L106 196L101 194ZM201 200L204 201V204L201 205ZM259 199H257V203H259ZM76 205H74L75 207ZM160 207H163L161 205ZM172 209H175L176 202L175 200L172 202ZM243 209V210H241ZM191 213V216L188 214ZM9 221L11 222V210L9 208ZM66 219V217H64ZM32 223H29V221ZM261 225H264V219L258 221ZM185 229L188 231L185 232ZM232 232L238 231V229H232ZM250 232L251 229H248ZM188 233H191L189 236ZM111 234V242H102L99 244V254L94 257V264H106L108 257L111 255L113 250V243L119 239V227L113 226L110 229ZM264 234V233H262ZM71 235L75 237L74 240L66 242V236ZM94 239L98 238L99 233L94 231L92 233ZM57 239V242L53 244V240ZM127 240V238H125ZM223 239V237H222ZM183 242V243H181ZM248 243L245 241L244 243H240L237 245V240L234 235H230L229 243L225 249V252L228 255V259L232 261H236V264H240V258L245 254V244ZM31 246V253H27V249ZM166 246V248H165ZM27 253V260L25 259ZM219 264H228V261L225 260L224 254L220 253L219 256ZM84 264H88L87 254L84 257ZM250 264H264V252L260 249H257L255 246L252 247V254L250 256Z\"/></svg>",
  "mask_w": 264,
  "mask_h": 264
},
{
  "label": "water",
  "instance_id": "obj_4",
  "mask_svg": "<svg viewBox=\"0 0 264 264\" xmlns=\"http://www.w3.org/2000/svg\"><path fill=\"white\" fill-rule=\"evenodd\" d=\"M144 146H145V147H153L154 144H153V142L146 141Z\"/></svg>",
  "mask_w": 264,
  "mask_h": 264
}]
</instances>
